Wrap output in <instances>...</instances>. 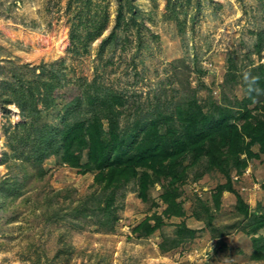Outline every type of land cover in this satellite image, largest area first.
<instances>
[{"label":"rangeland","instance_id":"374dc122","mask_svg":"<svg viewBox=\"0 0 264 264\" xmlns=\"http://www.w3.org/2000/svg\"><path fill=\"white\" fill-rule=\"evenodd\" d=\"M84 1L0 0V90L12 64L61 63L73 82L57 93L59 103L80 95L84 83L112 89L125 101L120 123L134 138L152 122L167 128L178 105L193 98L206 113L223 104L235 116L245 113L246 100L253 116L264 117V83L258 80L264 71V0H91L90 11L108 14L106 29L86 51L80 46L70 51L71 27ZM57 115L52 112L48 120ZM22 122L16 105L0 103V177L9 173L3 155L12 153L5 130ZM104 125L108 129L107 121ZM252 150L259 157L241 175L232 171L235 193L223 191L219 207L213 197L226 176L214 169L196 180L191 171L181 188L185 218H164L166 225L146 238L134 228L163 212L166 180L150 188L147 201L139 197L136 181L119 190L113 232L91 218L45 225L32 215L42 194L62 190L69 199L82 198L92 192L96 175L48 158L38 189L25 190L32 199L0 211V264H264L252 260L253 239L245 233L250 219L236 208L238 193L251 212L258 213L259 205L264 210V153L258 144ZM182 221L195 237L163 252L162 241L174 237ZM62 242L70 250L59 254Z\"/></svg>","mask_w":264,"mask_h":264},{"label":"trees","instance_id":"16d2710c","mask_svg":"<svg viewBox=\"0 0 264 264\" xmlns=\"http://www.w3.org/2000/svg\"><path fill=\"white\" fill-rule=\"evenodd\" d=\"M91 2L84 1V7L77 14L78 23L71 27L70 51H76L78 46L86 51L90 41L98 39L106 29L108 14L90 11ZM124 8V5L120 7L118 24ZM114 36L112 32L109 39L103 41L100 52ZM8 72V78L2 81L0 103L4 107L16 105L23 122L5 130L12 153L5 152L2 159L9 173L0 177V211H6L19 199L21 204L30 201L32 196H26L25 190L38 189L37 183L45 175L44 161L55 157L82 174L96 172L93 190L75 200L63 195L62 190L45 192L34 200L32 215L35 219L52 225L91 218L98 227L113 232L118 222L119 190L136 181L139 197L147 201L150 188L166 180L161 194L165 209L161 214L145 218L134 228L138 237L146 238L166 225L164 218H185L181 188L191 171L196 172V180L214 169L226 176L227 183L220 185L213 197L219 207L223 191L235 193L232 171L241 175L249 161L259 157L252 150L254 145L258 144L264 153V117L253 116L246 100L241 103L245 113L235 116L233 109L223 104L206 113L193 98L178 105L175 117L167 118V128L152 122L136 132L139 137L134 138L128 136L120 123L125 101L112 89L101 90L94 83H84L80 95L60 104L57 93L73 82L61 63L12 64ZM261 75L263 78L258 80L263 85V70ZM52 112L58 115L56 120L49 121ZM236 119L242 123L238 124ZM236 197L238 212L250 219L245 233L253 239L252 260L264 261V234H259L264 230V210L259 205L258 213L251 212L238 193ZM195 235L196 231L182 221L176 225L175 236L165 237L160 248L163 252L170 251L191 241ZM62 243L63 251L59 254L70 250L67 243ZM35 254L38 260L40 254L37 250Z\"/></svg>","mask_w":264,"mask_h":264}]
</instances>
